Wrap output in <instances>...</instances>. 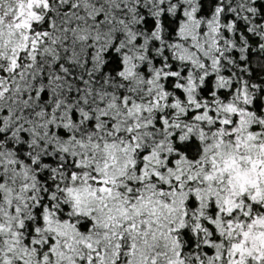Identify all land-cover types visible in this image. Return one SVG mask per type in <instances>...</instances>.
Masks as SVG:
<instances>
[{
  "label": "snow or ice",
  "instance_id": "obj_1",
  "mask_svg": "<svg viewBox=\"0 0 264 264\" xmlns=\"http://www.w3.org/2000/svg\"><path fill=\"white\" fill-rule=\"evenodd\" d=\"M0 264H264V0H0Z\"/></svg>",
  "mask_w": 264,
  "mask_h": 264
}]
</instances>
